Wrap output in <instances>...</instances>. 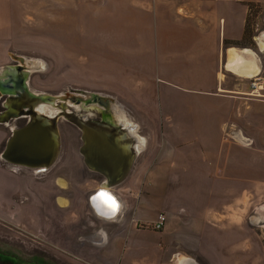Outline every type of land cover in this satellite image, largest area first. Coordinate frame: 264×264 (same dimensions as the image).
I'll list each match as a JSON object with an SVG mask.
<instances>
[{
  "label": "crops",
  "instance_id": "crops-1",
  "mask_svg": "<svg viewBox=\"0 0 264 264\" xmlns=\"http://www.w3.org/2000/svg\"><path fill=\"white\" fill-rule=\"evenodd\" d=\"M251 1L79 0L69 29L91 39L80 45L62 40L74 53L67 62L76 59L78 75L90 79V88L81 81L77 86L125 107L148 142L144 169L137 165L120 187L125 208L115 229L105 227L107 220L92 208L82 225V259L88 264H260L255 251H245L238 206L264 177L262 151L245 136V107L255 101L243 90H229L225 76L240 77L228 68L238 45L227 42L244 40ZM12 2H0V67L4 37L14 26ZM2 126L0 149L7 135ZM7 168L0 167V208H19L15 197L34 177ZM65 183L61 187L69 188ZM160 214L167 223L156 231Z\"/></svg>",
  "mask_w": 264,
  "mask_h": 264
},
{
  "label": "rangeland",
  "instance_id": "rangeland-1",
  "mask_svg": "<svg viewBox=\"0 0 264 264\" xmlns=\"http://www.w3.org/2000/svg\"><path fill=\"white\" fill-rule=\"evenodd\" d=\"M12 1L14 26L7 30V35L4 37V61L0 71L5 67L21 65L16 61L15 56H23L27 59L26 66L29 69H31L29 61L33 59L42 63L40 69L36 71L31 69L29 84L30 88L36 92L49 95H72L75 90H84L77 86L80 81L84 87L90 88L87 82L90 79H86L87 75L83 78V75L79 76L77 73L78 68L73 64V62L76 63V59L70 57L71 64L67 62L68 56H74V53L68 52L72 47H63L62 44V40H71L69 43L80 45L85 40L91 39L89 35H81L78 30L69 29L73 22L71 16L75 15L78 6L81 5L79 0H68L69 4H62L60 0ZM7 4L5 3L6 7ZM248 7L247 25L252 37L248 36L241 46L235 47L238 52L235 49L233 51L238 56L234 53L231 57L229 56L228 68L236 72L233 66L242 59L246 66L245 70L249 71L252 70L249 68H253L258 74L245 73V76L239 74L240 77H236L226 73L225 76L229 80V90H243L250 94H246L245 97H252L255 103L264 105V47L261 45V42L264 43V0L251 1ZM84 9L85 7H82L81 11ZM74 23L76 24V21ZM86 23H88L87 19ZM68 31H71L70 35ZM88 46L91 47V44ZM89 47L85 49L87 54L91 55L92 48ZM82 51L83 48L80 54ZM66 64L69 65L68 70ZM99 95L109 102L110 110H114V113H119L127 121L135 122L134 117L129 115L125 107H120L118 102L115 106L110 97ZM255 103H251L249 109L245 107L247 115L245 136L249 139L252 137V144L259 146L264 157V106H256ZM98 107L104 109L100 105ZM253 113L255 115L262 113L259 119L253 117L257 120L256 122L253 119V121L250 120L248 116ZM25 123V119H19L9 126L3 125L7 132L6 141L14 127H21ZM253 124L255 127L252 126ZM59 128L63 148L58 164L47 173L38 174L28 169L22 170V168L16 170L18 173L32 172L34 178L29 179L26 185H21L25 190L15 197L20 206L19 208L16 205L12 206V209L17 211L13 212L9 207L0 208V254L16 259L17 264H42L40 258H45L46 261L54 264H88L82 259L80 244L83 235L82 225L89 223L92 218L89 197L100 188L104 179L84 165L79 153L82 144L80 131L65 119L60 120ZM188 134L187 131L186 135ZM137 135L145 138L146 149L141 151L133 171L137 165L138 171H142L148 155V151L145 152L148 145L147 132L139 126ZM5 144L6 142L0 149V154ZM151 156L150 154L149 157ZM0 167L8 169L7 167L10 166L0 158ZM132 175L133 172L129 178ZM57 178L60 179L57 180ZM64 178L68 180L69 188L61 187V184L66 187ZM246 187H248L247 184ZM34 190L36 195L31 193ZM115 192L119 196H126V192L120 187L116 188ZM247 192L244 200L238 203L239 217L244 225L245 251H255L260 257V264H264V177L262 176L261 181ZM124 208L123 206V210ZM153 208L150 210L152 214H155L158 206ZM30 214H33L31 217L36 218L30 219ZM116 219L107 220L108 225L105 227L113 226L115 229ZM72 232L80 237L78 239L68 237ZM68 238H70L69 244H67Z\"/></svg>",
  "mask_w": 264,
  "mask_h": 264
},
{
  "label": "water",
  "instance_id": "water-1",
  "mask_svg": "<svg viewBox=\"0 0 264 264\" xmlns=\"http://www.w3.org/2000/svg\"><path fill=\"white\" fill-rule=\"evenodd\" d=\"M15 59L21 65L0 71V100L6 96L4 109L0 111V125L9 126L19 119H26V123L12 129L0 154L1 160L15 169L47 173L62 156L59 120L65 119L80 131L79 153L86 168L103 177L100 186L115 191L125 184L142 151L140 147L146 149L144 137L137 135L139 125L119 118L110 110L109 102L96 93L75 90L72 95L63 96L32 90L29 84L32 70L26 66L27 59L23 56ZM111 101L117 105L114 99ZM101 192L91 196L90 205L96 215L112 220L114 216L100 212L99 204L92 203Z\"/></svg>",
  "mask_w": 264,
  "mask_h": 264
},
{
  "label": "bare ground",
  "instance_id": "bare-ground-1",
  "mask_svg": "<svg viewBox=\"0 0 264 264\" xmlns=\"http://www.w3.org/2000/svg\"><path fill=\"white\" fill-rule=\"evenodd\" d=\"M261 45H262V47H264V43H262L261 42ZM27 62V61H26ZM29 66H30V68L33 70V71H36V70H38V69H40V67L42 66V63L40 62V61H38V60H32V61H29ZM233 68H234V70L236 71V73H238V74H240V75H243V76H245V73H247V74H249V75H254V74H258L257 73V71H256V69H253V68H249V69H252V70H245V68H246V66H245V63H244V61H242V59L239 61V63H236L234 66H233ZM260 95V94H259ZM78 108V107H77ZM44 112H49V109L48 108H43L42 109ZM116 115H118L119 116V118H121V119H123L122 117H121V115L119 114V113H116ZM60 120H62V119H60ZM60 120H59V125H60ZM144 142H145V146H146V140H145V138H144V140H143ZM244 141V140H243ZM143 143V142H142ZM141 148V150H144V148H143V146L142 147H140ZM37 173V172H36ZM99 190H102V192L101 193H105V194H108V195H110L111 197H113L114 199H115V201L118 203V205H119V209H118V211L116 212V214L114 215V217H112V218H114V219H112V220H115L116 218H118L120 215H121V213H122V209H123V203H122V201H121V199H120V197L116 194V192L114 191V190H112V189H109V188H106V187H104V186H100V188L97 190V191H99ZM96 191V192H97ZM96 192H94L93 194H95ZM92 194V195H93ZM91 195V196H92ZM91 196L89 197V202L91 203V201H90V198H91ZM92 203L93 204H99L98 205V209H99V211L100 212H104V213H107L108 212V208H105V205L106 204H104V203H102L100 200H98L97 198H94L93 199V201H92ZM91 206V205H90ZM97 206V205H96ZM92 208V207H91ZM93 209V208H92ZM96 211H97V209H96Z\"/></svg>",
  "mask_w": 264,
  "mask_h": 264
},
{
  "label": "snow or ice",
  "instance_id": "snow-or-ice-1",
  "mask_svg": "<svg viewBox=\"0 0 264 264\" xmlns=\"http://www.w3.org/2000/svg\"><path fill=\"white\" fill-rule=\"evenodd\" d=\"M100 200L102 203L106 204L108 207V212L105 213L108 216H114L116 212L119 209L118 203L115 201L113 197H111L108 194L101 193L100 196L97 198Z\"/></svg>",
  "mask_w": 264,
  "mask_h": 264
},
{
  "label": "flooded vegetation",
  "instance_id": "flooded-vegetation-1",
  "mask_svg": "<svg viewBox=\"0 0 264 264\" xmlns=\"http://www.w3.org/2000/svg\"><path fill=\"white\" fill-rule=\"evenodd\" d=\"M6 99V96L3 98V99H1L0 100V111H2L3 109H4V107H3V101ZM26 120V119H25ZM83 159V158H82ZM97 174V173H96ZM99 175V174H98ZM90 237H95V235L94 234H90L89 235ZM2 257H4V258H7L8 260H2V261H0V264H17V261H16V259H14V258H11L10 259V257L9 256H6L5 254H2ZM40 261H41V263L42 264H54L53 262H50V261H46V259L45 258H40L39 259ZM29 264V263H28Z\"/></svg>",
  "mask_w": 264,
  "mask_h": 264
},
{
  "label": "built area",
  "instance_id": "built-area-1",
  "mask_svg": "<svg viewBox=\"0 0 264 264\" xmlns=\"http://www.w3.org/2000/svg\"><path fill=\"white\" fill-rule=\"evenodd\" d=\"M14 170H17L14 168ZM167 217L165 214H160L155 221L153 228L156 231H162L166 227Z\"/></svg>",
  "mask_w": 264,
  "mask_h": 264
},
{
  "label": "trees",
  "instance_id": "trees-1",
  "mask_svg": "<svg viewBox=\"0 0 264 264\" xmlns=\"http://www.w3.org/2000/svg\"><path fill=\"white\" fill-rule=\"evenodd\" d=\"M248 36L252 37V36H251V33H249L248 25L246 24L245 37H244V40H243V41H245V39H246ZM243 41H242V42H243ZM242 42H241V41H239V42H227V44L241 46V45L243 44ZM3 259H4V260H8L7 258L2 257V254H0V261H2Z\"/></svg>",
  "mask_w": 264,
  "mask_h": 264
}]
</instances>
